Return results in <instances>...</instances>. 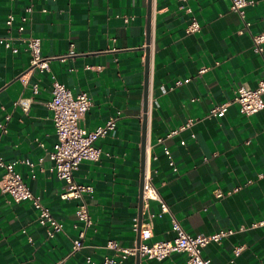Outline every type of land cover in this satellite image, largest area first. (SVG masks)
I'll use <instances>...</instances> for the list:
<instances>
[{"label": "crops", "instance_id": "crops-1", "mask_svg": "<svg viewBox=\"0 0 264 264\" xmlns=\"http://www.w3.org/2000/svg\"><path fill=\"white\" fill-rule=\"evenodd\" d=\"M231 1L189 0L187 12L177 0H31L19 33L29 1L0 0V37L20 48L0 45V154L63 224L49 235L28 200L15 202L0 187V264H100L113 254L108 239L125 247L139 243L133 223L149 214L151 240L172 237L173 216L191 235L233 230L204 247L211 264H264V226L251 227L264 219V107L245 115L231 101L237 87L254 88L264 77V59L252 41L264 31V0H250L244 18ZM8 14L14 15L10 28ZM192 16L199 27L187 32ZM21 35L39 37L41 55L63 58L51 59L43 72L28 70ZM54 79L73 95L88 94L91 104L80 119L87 130L116 117L114 130L96 139L99 160H83L74 171L77 182L92 187L84 195L92 222L76 251L78 200L60 197L65 182L48 156L56 142L47 105ZM19 98H30L27 111L14 103ZM226 101L223 116H207ZM188 119H194L189 127L166 136ZM145 173L167 212L160 214L157 201L145 207ZM236 246L241 250L234 255ZM117 264L188 263L185 253L175 252L161 260L128 255Z\"/></svg>", "mask_w": 264, "mask_h": 264}, {"label": "built area", "instance_id": "built-area-1", "mask_svg": "<svg viewBox=\"0 0 264 264\" xmlns=\"http://www.w3.org/2000/svg\"><path fill=\"white\" fill-rule=\"evenodd\" d=\"M27 6L24 8V14L19 18L16 26L17 31L21 33L25 29V24L28 20V13L31 11V0H28ZM179 7L187 12L192 9L188 4L189 0H177ZM250 0H232L230 9L237 12L244 18V7L251 3ZM14 23V15L8 14L5 19L7 28H10ZM245 25L247 23L245 22ZM199 24L195 17H191V21L186 27L187 32L198 30ZM20 44L29 54L28 70H37L43 72L49 69L50 60L53 58H63L62 55L43 56L40 53V38L35 36H19ZM253 50L259 53L264 59V31L252 35ZM0 45L17 52L20 48L12 45L7 37H0ZM73 46V45H72ZM73 50L69 54H73ZM206 70V67L200 69V73ZM188 81V79H185ZM182 80H177L176 84H181ZM38 86L36 83L32 85V92L37 93ZM51 99L47 105L52 111V119L55 128L56 142L51 150L48 151V156L52 161V170L57 178L65 182L63 191L60 194L62 199L73 198L77 199V207L75 217L82 223V227L77 230V235L73 239L72 251L79 250L83 247L86 228L91 224V216L88 210V204L84 199V195L90 193L92 187L83 183H79L74 179V171L83 160L97 161L101 155V148L96 144V139L103 137L112 132L115 128L116 117H109L105 123L98 125L92 130H87L81 125L80 119L89 108L91 101L86 92H79L73 95L69 88L63 83L54 79L51 87ZM264 77H262L257 86L248 88L239 86L235 90L234 96L231 99L239 105L240 111L245 115H251L258 112L264 107ZM27 111L30 98H19L15 102ZM229 101L212 106L208 113V117H221L225 114L226 107ZM8 118V116H7ZM194 122V119H188L183 125L177 129L171 130L166 136L173 135L179 130L189 127ZM0 123V127H2ZM159 138L158 141H161ZM183 144L184 141H181ZM164 152L168 158L170 165H173L171 152L168 148H164ZM0 167L3 168V174L0 179V187L3 192L10 195L15 202L28 200L32 207L37 211V222L39 225L45 226L49 235H54L63 228V224L52 213L51 209L42 202L39 195L34 194L27 184L22 179L20 173L15 169L14 162H7L0 154ZM221 196L220 191L217 192ZM142 197L145 207L148 209L150 201H157L160 204L161 212H167L168 207L158 190L153 185L150 175L145 173L142 184ZM152 214H149V219L143 223L135 219L133 229L139 233L140 241L136 245L125 247L120 245L114 239H108L105 242V247L112 249L113 254L103 257L100 264H117L122 262L128 255H136L145 258H153L161 260L172 253L183 252L186 254L188 264H211V259L203 254L204 247L210 242H219L223 237L233 232L232 229H222L210 234L191 235L182 227L181 223L172 216L171 230L173 235L166 240H151L152 233ZM264 226V219L252 223L251 227ZM241 246H236L233 249V254H239ZM86 261H90V257H86ZM56 261L51 264H59Z\"/></svg>", "mask_w": 264, "mask_h": 264}, {"label": "water", "instance_id": "water-1", "mask_svg": "<svg viewBox=\"0 0 264 264\" xmlns=\"http://www.w3.org/2000/svg\"><path fill=\"white\" fill-rule=\"evenodd\" d=\"M144 100L146 101V98ZM142 184H143V180H142V183H141V191H140L141 197H142Z\"/></svg>", "mask_w": 264, "mask_h": 264}]
</instances>
